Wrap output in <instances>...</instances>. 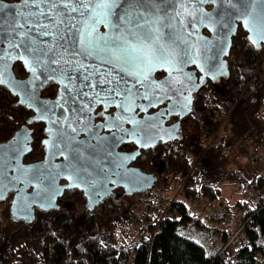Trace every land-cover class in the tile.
I'll return each mask as SVG.
<instances>
[{"label":"water","instance_id":"95a60500","mask_svg":"<svg viewBox=\"0 0 264 264\" xmlns=\"http://www.w3.org/2000/svg\"><path fill=\"white\" fill-rule=\"evenodd\" d=\"M3 2L11 7L0 13V86L16 97L20 106L33 111L25 124L0 143V202L10 199L9 209L19 217H33L36 210L49 209L58 203L66 190L78 189L90 195L94 199L91 202H98L99 199L94 197L105 198L118 184L123 187L122 197L152 188L156 174L134 167L133 163L143 148L157 140L168 139L173 130L160 126L162 120L158 121L159 127L155 126L151 115L139 117L135 110L140 108L139 113H145L148 107L158 105V101H150L157 96L172 98L166 93L167 88L173 93L186 90L185 103L190 108L193 94L207 80L221 71H225L222 77L227 73L232 38L239 26L250 42H264V0H143L136 11L144 17L139 22L147 21L151 32L139 38L128 35L120 42L126 41L127 46L140 49L139 53L129 50L131 55L147 57L150 63L127 64L117 60L112 55L115 50L111 45L105 51L104 41L120 37L123 30L97 23L89 24V30L97 38L94 47L78 51L58 49L59 55L55 59L60 63L49 65L47 57L31 54V48L25 52L19 34L13 31L20 22L14 12L23 10L22 3L19 0ZM208 5L212 7L207 9ZM114 11L120 14L123 9ZM77 20L83 31L86 17L77 16ZM109 23L116 25L118 21L112 16ZM102 26L105 31L100 30ZM206 29L207 35L203 33ZM42 39L51 41V37ZM49 46L50 43L45 45ZM14 63L25 68V77L16 76ZM80 64L94 73L91 83L105 81L94 89L100 93L103 103L94 101L89 105L87 116L90 120L72 111L87 103L85 98L76 96L81 80H69L62 74ZM188 67L199 70L198 78L189 76ZM159 69L166 71V75L157 81L154 73ZM72 75L75 77L77 73L72 72ZM51 79L57 82L59 89L53 99H45L41 92ZM187 81L192 87L178 86ZM100 88L113 91L109 95L100 92ZM83 91L91 97L93 90L84 88ZM143 99L147 102L142 107L138 101ZM101 104L104 109L114 108V111L112 116L97 122L95 125L100 127L96 128L94 112ZM176 105L171 101L167 108L171 111ZM33 123L44 125L45 136L41 140L44 154L38 161L26 163L24 158L31 151L33 130L30 125ZM72 129L76 131L72 132ZM128 142L136 144L134 150H119ZM91 202L86 205L88 209L93 207Z\"/></svg>","mask_w":264,"mask_h":264},{"label":"trees","instance_id":"16d2710c","mask_svg":"<svg viewBox=\"0 0 264 264\" xmlns=\"http://www.w3.org/2000/svg\"><path fill=\"white\" fill-rule=\"evenodd\" d=\"M13 67L18 78L26 76L20 63ZM227 68L221 84L207 88L214 92V109L229 114L233 131L215 135L218 124L210 121V114L205 116V124L212 141L196 164L190 165L183 158L186 151L200 153L198 127L191 120L189 133L162 155L149 153L138 159L143 170L157 172L156 182L148 191L182 183L181 195L169 208L145 215L144 225L137 227L133 209H125L113 196L98 201L99 211L88 209L84 216H77L79 191L66 190L58 201L67 202L65 206L36 210L28 223H20L8 234L0 220V264H264V176L248 178L244 167L234 171L232 158L226 154V148L244 132L258 146L264 145V42H250L239 26L232 38ZM29 112L0 86V143L25 124ZM30 127L33 139L26 163L38 161L44 154L43 124ZM220 176L240 188L248 186L256 198L255 205L249 206L248 200H223ZM160 181L163 184L157 189ZM130 197L123 198L127 201ZM192 200L224 205L219 206L225 211L224 217L216 215L212 220L227 225L228 230L241 225L232 250L220 253L210 243L201 219L189 212Z\"/></svg>","mask_w":264,"mask_h":264},{"label":"snow or ice","instance_id":"6c2138e0","mask_svg":"<svg viewBox=\"0 0 264 264\" xmlns=\"http://www.w3.org/2000/svg\"><path fill=\"white\" fill-rule=\"evenodd\" d=\"M19 2L22 3L23 10L20 13L14 12V17L18 15L20 22L13 31L19 34L20 45L24 47L25 52H28L29 48H31V54L37 57H47L49 65L60 63L59 60L55 59L59 55L58 49L78 51L94 47L97 38L89 30V24L95 25L97 23H104L110 29L113 27L123 29L120 37L104 41L105 51H108V46L111 45L112 49L115 50L112 55L117 60H123L127 64L150 63L148 58L143 55H131V52L139 53L140 49L127 46L126 41L123 44L120 42L122 38L128 35L141 37L149 34L148 22L140 23L139 21L144 20V17L136 11L143 0H19ZM10 7L9 4L0 0V13ZM121 8L123 11L120 14L114 11V9ZM77 16L86 17L83 31L79 27ZM112 16H115L118 21L116 25L109 23V17ZM73 21L77 22L74 24ZM43 37H51V41L44 40L42 39ZM38 38H40L39 43H37ZM49 43L51 46L45 47ZM77 45H79V48ZM37 63H39V60H37ZM72 72H76L77 75L74 77ZM62 74L66 75L69 80H81L76 96L85 98L87 103L83 107L77 106L73 108L72 111L78 112L90 120L91 117L87 116L89 105L93 104L94 101L103 103L100 93L95 92L94 89L105 83V81L96 80L95 84L91 83L94 73L88 72L83 64ZM84 88L93 90L91 97L88 92L83 91ZM65 91H68L67 86H65ZM112 91L113 89L111 88H100V92L109 95ZM69 98L72 99L71 96ZM73 103H76L74 99ZM96 115L102 116L103 110L97 112ZM56 123L59 122L57 121ZM94 127L99 128L100 126L94 125ZM75 131L76 129H72V132Z\"/></svg>","mask_w":264,"mask_h":264},{"label":"built area","instance_id":"2783aa9c","mask_svg":"<svg viewBox=\"0 0 264 264\" xmlns=\"http://www.w3.org/2000/svg\"><path fill=\"white\" fill-rule=\"evenodd\" d=\"M214 98V92L207 87H202L193 94V101L188 114L190 120L198 127L200 153L197 154L191 150L184 152L183 158L190 165L196 164L200 160V156L210 148L209 145L212 140H209L207 135L208 128L205 124V116L211 114L208 116L210 121L217 122L218 126L215 135L221 136L233 131L234 125L229 121V114L214 109L216 104ZM237 150H240V152L234 153ZM226 154L232 158L230 167L234 171L244 167L247 170L248 178H253L257 174L264 176V154L259 151L258 144L250 139L249 133L244 132V134L237 136L234 143L226 148ZM171 187L170 192L164 190L150 192L146 190L133 195L132 208L138 219L135 226L142 227L144 225L143 217L145 215H149V213L157 209L159 211L162 208L171 206V201L182 193V183L177 181ZM10 201V199H7V201L0 202V217L7 206H9ZM192 201L188 203L189 212L201 219L204 229L209 233L210 243L214 247H218L220 253L231 250L235 245L234 239L236 240L240 235L241 225L234 226L229 231L227 225L212 220L216 215L224 217L225 211L219 207L224 205L215 204L211 206L205 200ZM144 236L148 238V236ZM240 240L242 241L243 239L240 238ZM258 259H262L260 255H258Z\"/></svg>","mask_w":264,"mask_h":264},{"label":"flooded vegetation","instance_id":"af4514ba","mask_svg":"<svg viewBox=\"0 0 264 264\" xmlns=\"http://www.w3.org/2000/svg\"><path fill=\"white\" fill-rule=\"evenodd\" d=\"M211 7H212V5L206 6L207 9H210ZM148 29H149V33H150L151 30L149 27H148ZM100 30L105 31L103 26L100 28ZM121 30H123V29H121ZM160 31H162V30L160 29ZM203 33L207 35L209 32L206 29L203 31ZM188 69L191 71L189 76L198 78V76L200 75L199 70H195L194 67H188ZM224 73H225V71H221L218 76L211 77L209 80H207V82L205 83V85L203 87H208L209 84L214 85V86L220 85L222 82V78H223L222 76ZM26 75H27V73H26ZM165 75H166V71L159 69V70L155 71L154 78H155V80L158 81V80L163 79L165 77ZM178 86H180L181 88L187 89L189 87H192V84L187 81V83H185L183 85H178ZM43 88L44 89L41 92V96L45 99L46 98L53 99L56 96L58 89H59L57 82H55L53 79L49 80ZM141 89H142V87H140V90ZM167 89L172 90L170 88H167ZM169 90H167L166 93L170 94L172 98L162 99V98L157 96L155 98H152V100H150V101H153V102L158 101L159 102L158 105H155V106L152 105V106H150V108L148 107L145 113H144V111L139 113L140 108H137L135 110V112L137 113V115L139 117H143L144 114L151 115V119L154 121L155 126L159 127L158 121L162 120V125H160V126H162L164 128L168 127L166 129L168 131L173 130L172 132H170L168 139L157 140L156 143L151 144V146L150 145L146 146V148H143L141 150V153L137 157L136 162L133 163L134 167L137 166L141 170H143V169L138 165V162L140 161V160H138L139 157H141L143 154L147 155L149 153H157V152L162 155L164 150L168 149L169 145H174L175 143L179 142L182 138H184L189 133V131L193 127L192 122L190 121V118H189V114L187 113V110L189 107L185 103V99L187 97L186 90H183L181 93H178V91L173 93ZM14 99L16 100V97H14ZM171 101H175L177 105L174 107V109H172L170 111L167 107H169V102H171ZM144 102H147V100L143 99V100L138 101V103H140V105H142ZM103 106L104 105L101 104L100 106H98V108L94 112L95 113L94 125L97 122H101L104 119H106L105 117L112 116V114H113L114 108H110L107 110V109H104ZM142 107H143V105H142ZM26 110L30 111L29 112V117H30L33 114V111L28 110V109H26ZM101 110H103V115L102 116L96 115V113L100 112ZM43 127H44V125H43ZM42 132H43V128H42ZM43 135L45 136L44 132H43ZM44 136H43V138H44ZM135 147H136V144L134 142H128V143H124L122 146H120L119 150H123V151L130 150V151H132L135 149ZM143 171L153 173L152 171H150L148 169L143 170ZM61 182L63 183L65 181L61 180ZM72 190L79 191L78 189H72ZM122 192H123V187H121L120 184L115 185V187L113 188L110 195L106 196V198H109L111 196H113L115 198L117 195H122ZM84 196L87 198L86 199L87 200L86 205H88L91 202V200H94L93 198L90 197V195H87L86 193H84V192L82 193L81 191H79L78 199L82 200L84 198ZM94 198L99 199L100 201L102 200L101 196L94 197Z\"/></svg>","mask_w":264,"mask_h":264},{"label":"rangeland","instance_id":"374dc122","mask_svg":"<svg viewBox=\"0 0 264 264\" xmlns=\"http://www.w3.org/2000/svg\"><path fill=\"white\" fill-rule=\"evenodd\" d=\"M258 149L262 154H264V145H259ZM224 163H226L225 160H224ZM210 167L213 168L214 165H211ZM220 167L223 168L222 165H220ZM152 172L154 174H156V176H157L156 171H152ZM219 178H221L223 180L222 184L220 186V188L222 189L221 195H222L223 200H225V201L228 200L231 203L235 202L236 200H244V201L248 200L249 206L255 205L256 198H255L252 190L250 188H248V186L247 187L242 186L240 188L237 183H235V184L232 183L231 180L228 179L226 176H220ZM160 184L162 185L163 182L162 181L159 182L157 189H159V187L161 186ZM170 188H172V187H170ZM170 188L164 189V191L170 192ZM173 189H174V187H173ZM112 198H114V197H112ZM86 199L87 198L84 196V198L82 200H79V199L76 200L77 207H78V212L76 213L77 216H84L87 213L88 207L86 206V202H87ZM115 200L120 205H123L126 209L127 207L132 208V206H133L132 201L134 199H133V196H131L130 198L127 199V201H125L121 195H117L115 197ZM66 203L67 202H65V201H61V202L56 203L55 205H52L49 209L40 208V210H51V209L54 210V209H57L59 207L65 206ZM91 203H92L93 207L90 210L94 211V209H95V211H99V209L101 207L100 204L98 202H95V201H93ZM31 218H32V215H29V216L25 215V216L19 217L16 215V213L13 210L9 209V206H7V208L2 213L0 220L3 221V225L5 227V232H6V234H8V233L12 232V230L14 228L19 226L20 223H28L29 219H31ZM234 220H235V218H234ZM234 226H232V228ZM232 230H235V229H232ZM234 241H235V239H234Z\"/></svg>","mask_w":264,"mask_h":264}]
</instances>
